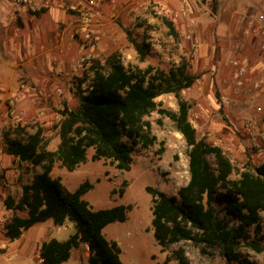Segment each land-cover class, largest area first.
I'll use <instances>...</instances> for the list:
<instances>
[{
	"label": "rangeland",
	"instance_id": "rangeland-1",
	"mask_svg": "<svg viewBox=\"0 0 264 264\" xmlns=\"http://www.w3.org/2000/svg\"><path fill=\"white\" fill-rule=\"evenodd\" d=\"M177 1H188L183 8L189 9L190 16L184 17V21L181 19L182 9L161 0H95L98 10L94 21L99 25L100 43L84 67L77 71L74 69L76 60L88 51L80 49L73 35L78 19L69 11V4L67 13L74 23L69 37L76 43V47H72L75 51L70 56L73 62L70 74H38V69L33 74H25L22 71L26 69L25 65L18 68L17 63H11V58L7 59V64L14 71L8 74L6 80H0L1 238H6L5 227L13 217L25 216L20 211L8 210L5 200L11 196L18 202L23 187L31 183L33 174L43 171L42 167L34 169L30 164L21 163L18 158L6 155L3 133L17 125L25 126L31 133L42 128L47 150L55 151L60 143L58 126L62 113L76 109L79 104L78 80L86 78L80 88L87 90L92 79L91 66L97 61L104 68L107 67V60L112 55H116L127 68L153 66L169 71L186 63L190 72L198 76L192 88L182 94L192 106L190 118L198 138L220 147L230 158L235 167L232 178H236L249 162L257 166L264 161V71L254 70L259 60L255 43L251 41L252 37L245 34L246 25L239 21L242 11H258L253 7L262 4L261 0H251L252 6L246 0ZM161 10L164 13L159 14ZM12 22L16 27L20 26L19 19ZM167 22L173 24L174 33ZM181 24L188 31L186 36L181 31ZM127 31L138 43L150 44L144 62L140 61L134 45L129 41ZM2 33L0 31V37ZM187 35L200 38L196 47L188 43ZM4 52L0 38V62L4 60L0 64V76L8 71ZM195 54L199 55V62L194 67ZM60 60L55 58L53 62L57 64ZM234 61L246 67L247 72L242 78L237 74ZM239 81L243 82L242 86ZM156 102L161 108L178 111L177 98L172 94L162 95ZM146 119L151 123V134L156 141L148 147L141 142L133 146L129 170H121L110 161L94 160V150L89 149L86 160L73 171L57 162L51 173L52 178H61L63 195L74 192L85 182L92 183L94 187L84 196V200L94 210L120 205L130 207L126 222L110 224L103 230L109 241L118 242L123 264H178L173 252L179 249L184 251L188 264H226L218 250L203 253L202 247L181 242L170 245L162 252L156 243L151 228L152 198L146 188H155L169 197L177 195L179 189L189 182V158L183 136L168 117L154 112ZM247 122L253 125L247 127ZM124 140L132 142L126 137ZM208 160L214 168V155H209ZM214 206L229 227L237 228L240 225L236 217L226 213L224 203H215ZM261 222V231L250 227L247 232L250 234L249 241L257 242L264 248V213H261ZM41 225L38 224L30 232H23L22 236H36L40 230L42 237L66 241L76 232L72 222L56 226L48 221L43 224L44 232ZM8 242L12 244L7 246L9 249L5 254H0V264H35L31 256L28 260L19 255L13 257L15 244ZM0 252L4 250L0 249ZM238 255L241 263L237 264H264V252L257 253L245 244L238 250ZM78 256L80 264H88L85 261L89 257L86 245L82 244ZM74 259L71 256L64 264H75Z\"/></svg>",
	"mask_w": 264,
	"mask_h": 264
},
{
	"label": "trees",
	"instance_id": "trees-1",
	"mask_svg": "<svg viewBox=\"0 0 264 264\" xmlns=\"http://www.w3.org/2000/svg\"><path fill=\"white\" fill-rule=\"evenodd\" d=\"M167 25L174 33L171 22ZM139 59L147 58L150 44L138 43L127 31ZM99 68V70H98ZM94 72L86 91L80 87L86 78H80L78 107L62 113L58 126L60 143L55 151L47 150L42 128L28 132L22 125L3 133L5 153L18 158L35 172L30 184L23 187L18 202L11 196L5 200L8 210H17L25 216H15L5 227V237L14 242L32 227L52 221L56 226L72 222L76 232L66 241L52 239L44 242L40 250L42 264H64L74 249L85 244L89 250L88 264H123L120 246L109 241L103 230L113 223H124L130 207L120 205L106 210H94L84 200L93 189L85 182L74 192L62 194L61 178H52L57 162L73 171L87 158V151L94 150V160H106L121 170H129L133 146L141 142L145 147L154 145L151 123L146 118L157 112L168 117L188 146L189 182L177 195L167 196L152 187L151 228L161 251L173 244L191 242L202 247L203 253L218 250L226 264L240 262L238 250L245 244L257 253L264 252L259 243L249 241L247 228L263 229L264 213V161L257 166L249 162L232 178L235 167L220 147L199 139L190 118L192 106L182 94L192 88L198 76L192 74L185 63L169 71L148 66L127 68L112 55L107 67L95 62ZM172 94L177 98L178 111L161 108L156 99ZM124 137L132 142H126ZM215 157L213 168L208 160ZM215 203H224L225 211L237 218L240 225L231 228L219 217ZM178 264H188L182 249L173 252Z\"/></svg>",
	"mask_w": 264,
	"mask_h": 264
},
{
	"label": "crops",
	"instance_id": "crops-1",
	"mask_svg": "<svg viewBox=\"0 0 264 264\" xmlns=\"http://www.w3.org/2000/svg\"><path fill=\"white\" fill-rule=\"evenodd\" d=\"M16 1L17 0H0V31L3 32V35H1L0 38L3 40L5 64L8 70L6 74L0 76V80H6L9 77L8 74H11L14 71L10 68L9 64H7V59L9 60L10 58L11 63H13V61L17 63L16 67L19 68L21 65L26 66V69L22 70L25 74H33L37 69L39 71L38 74H55L57 72L61 74H70V69L73 66V62L70 61V56L75 51V48L72 50V47H76V43L69 37L70 30L74 23L73 18L67 13V7L73 2V0H39L43 3L44 8L35 14L22 8ZM161 1L168 3L172 7H176V9H182V21H184V17L190 16L189 9L186 7L183 8L184 4L188 1L185 3H180L177 0ZM246 2L250 4V6L253 5L251 0H246ZM261 2L262 4H259L258 7H253V9H262L264 6V0H261ZM15 19H19V27H16L12 22ZM191 23L194 24L195 21H191ZM181 25V31L183 34L185 33L186 36L188 31L183 24ZM191 36L192 39H188V41H190L188 43H192V46L196 47L194 42L195 40L200 42V38L196 35ZM250 39L251 41H254L255 49L259 57L254 70L257 69L263 71L264 57L258 51L259 41H257L256 38ZM4 43L6 45H4ZM199 55L195 54L196 59L193 62L194 67L195 63L199 62ZM55 58L61 59L60 62L54 64L53 59ZM3 62L4 60L2 59L0 64H3ZM43 224L44 223L41 225V230L44 232L45 229H43ZM68 224H70V222H68ZM34 227L38 226L36 225ZM34 227L27 231H32ZM40 232V230L36 232V236H21L20 239L13 242L15 244V248H13V257L19 255L21 258H27L28 260V257L31 256L36 261L35 264H42L40 258L41 246L44 242L51 241L52 239L47 236L42 237V233ZM10 244L12 243H9L7 238L3 239L0 237V249L4 250V252H0L1 255L7 252L9 249L7 246ZM81 246L82 244L80 247ZM80 247L74 249L71 253V256L75 257V264H80V257L78 256V250ZM78 257L79 259H77ZM85 261L88 262V259Z\"/></svg>",
	"mask_w": 264,
	"mask_h": 264
},
{
	"label": "built area",
	"instance_id": "built-area-1",
	"mask_svg": "<svg viewBox=\"0 0 264 264\" xmlns=\"http://www.w3.org/2000/svg\"><path fill=\"white\" fill-rule=\"evenodd\" d=\"M16 2L18 5L32 14H35L44 8L43 3L39 0H17ZM97 8L98 4L95 2V0H75L69 5L68 8L73 16L78 19V24L74 28L73 35L78 40L80 49L84 52L88 51L87 54L76 60L74 65V69L76 71L84 67L85 62L92 54H94V51H96V48L100 43L101 37L98 29L99 25L94 21L95 15L97 14L96 12L98 10ZM158 13L162 14L164 12L161 10V12ZM170 13L171 12H167V14ZM239 21L246 25L245 34L249 35V37L256 38L257 41H259L258 51L264 57V6L258 11H242L239 16ZM187 39H192V36L187 35ZM194 43L198 44L199 42L195 40ZM239 64V61L233 62V65L238 68V76L242 78L244 74H246L247 70L245 67ZM93 74L94 72L92 71L91 77H93ZM239 85L242 86L243 82L239 81ZM252 125V122L246 123L247 127Z\"/></svg>",
	"mask_w": 264,
	"mask_h": 264
}]
</instances>
